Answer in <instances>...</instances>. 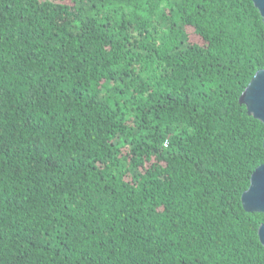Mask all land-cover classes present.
I'll return each mask as SVG.
<instances>
[{"label": "trees", "instance_id": "1", "mask_svg": "<svg viewBox=\"0 0 264 264\" xmlns=\"http://www.w3.org/2000/svg\"><path fill=\"white\" fill-rule=\"evenodd\" d=\"M262 68L252 0H0V264H264Z\"/></svg>", "mask_w": 264, "mask_h": 264}, {"label": "water", "instance_id": "2", "mask_svg": "<svg viewBox=\"0 0 264 264\" xmlns=\"http://www.w3.org/2000/svg\"><path fill=\"white\" fill-rule=\"evenodd\" d=\"M264 22V0H252ZM239 101L244 103L249 114L264 123V68L255 72ZM264 147V138H263ZM241 202L247 211L264 212V162L259 164L250 176V183L241 194ZM259 239L264 246V223L258 228Z\"/></svg>", "mask_w": 264, "mask_h": 264}]
</instances>
